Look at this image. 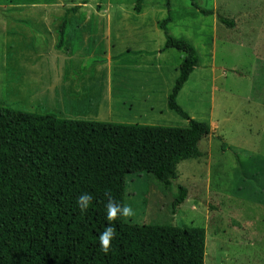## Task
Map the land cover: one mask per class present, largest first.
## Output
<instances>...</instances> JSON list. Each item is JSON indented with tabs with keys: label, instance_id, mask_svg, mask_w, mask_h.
<instances>
[{
	"label": "rangeland",
	"instance_id": "rangeland-1",
	"mask_svg": "<svg viewBox=\"0 0 264 264\" xmlns=\"http://www.w3.org/2000/svg\"><path fill=\"white\" fill-rule=\"evenodd\" d=\"M196 1L213 14L191 0H171L170 8L168 0H145L140 14L135 0H0V104L66 119L186 127L167 103L185 57L161 52L159 23L171 12V34L200 57L177 102L212 132L197 156L179 164L169 190L152 175H127L134 215L125 219L204 228L205 264H264V0ZM219 14L235 27L219 23ZM118 101L124 105H112ZM177 185L188 198L173 214Z\"/></svg>",
	"mask_w": 264,
	"mask_h": 264
},
{
	"label": "trees",
	"instance_id": "trees-1",
	"mask_svg": "<svg viewBox=\"0 0 264 264\" xmlns=\"http://www.w3.org/2000/svg\"><path fill=\"white\" fill-rule=\"evenodd\" d=\"M144 1L135 0L136 13ZM218 21L235 27L224 15ZM172 22L169 12L159 23L165 36L161 52L176 49L185 57L167 103L186 127L66 119L0 104V264H205L202 227L140 225L119 214L106 220L109 196L126 205L127 175H152L169 190L179 164L197 156L200 143L211 135L209 123L193 119L177 102L200 57L192 43L171 34ZM67 29L64 21L59 48ZM177 190L173 214L188 198L186 187L177 185ZM85 192L93 201L81 212L75 199ZM108 224L116 235L102 251L97 237Z\"/></svg>",
	"mask_w": 264,
	"mask_h": 264
},
{
	"label": "clouds",
	"instance_id": "clouds-1",
	"mask_svg": "<svg viewBox=\"0 0 264 264\" xmlns=\"http://www.w3.org/2000/svg\"><path fill=\"white\" fill-rule=\"evenodd\" d=\"M93 201V196L89 193H81L75 199V205L81 212H86L89 208V205ZM106 210V220L112 221L119 214L121 217H132L134 215V211L131 207L124 205L121 206L119 203H115L111 197H108L107 203L105 204ZM116 235L115 228L108 224L106 225L102 231L98 234L99 247L102 251H107L110 242L114 239Z\"/></svg>",
	"mask_w": 264,
	"mask_h": 264
},
{
	"label": "crops",
	"instance_id": "crops-1",
	"mask_svg": "<svg viewBox=\"0 0 264 264\" xmlns=\"http://www.w3.org/2000/svg\"><path fill=\"white\" fill-rule=\"evenodd\" d=\"M91 75H93V74H91ZM64 92H66V91H62L61 93L63 94ZM181 93V92H180ZM104 97H106V93H104V95H103ZM112 105L114 106V105H124V102L123 103H121L120 101H118V103L117 104H115V103H113L112 102ZM116 107H114L113 108V110L115 109ZM107 117H110V112H108V116ZM104 117H102V118H96V119H91V120H94V121H105V122H107L108 120H104L103 119ZM106 119H110V118H106ZM214 135V134H213ZM215 136V135H214Z\"/></svg>",
	"mask_w": 264,
	"mask_h": 264
}]
</instances>
